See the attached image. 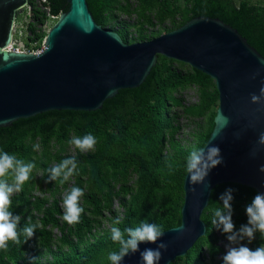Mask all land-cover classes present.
I'll list each match as a JSON object with an SVG mask.
<instances>
[{"label": "trees", "instance_id": "16d2710c", "mask_svg": "<svg viewBox=\"0 0 264 264\" xmlns=\"http://www.w3.org/2000/svg\"><path fill=\"white\" fill-rule=\"evenodd\" d=\"M86 1L95 21L116 30L128 43L149 40L195 16H209L236 28L264 56V4L260 1ZM28 5L30 21L25 29L29 35L20 39L25 50L34 51L42 48L47 33L40 25L51 18L55 22L68 9V2L28 0ZM16 22H20L19 14ZM186 88L195 89L196 102L184 104L181 92ZM217 106L218 90L210 76L159 54L139 86L120 89L100 109L49 110L0 127V150L36 165L23 189L11 196L9 211L20 216L21 243L9 241L6 249H0V264H109L108 254L119 247L111 239L113 226L123 231L148 222L164 231L178 225L186 160L209 137ZM181 117L202 120L185 143L177 139ZM88 133L96 138L93 149L80 151L68 143ZM67 158L76 160L74 174L63 184L59 179L48 182V169ZM72 187L83 190L79 206L84 211L79 222L69 225L63 219V200ZM228 188L235 190L231 203L236 230L247 223L245 209L257 192L233 182L214 186L201 215L207 225L205 233L169 264H223L219 240L226 235L212 219L213 210L222 207L220 195ZM115 201L121 213L114 209ZM29 223L36 225L35 233L24 242L22 229ZM261 245L264 239L257 232L250 249Z\"/></svg>", "mask_w": 264, "mask_h": 264}, {"label": "water", "instance_id": "95a60500", "mask_svg": "<svg viewBox=\"0 0 264 264\" xmlns=\"http://www.w3.org/2000/svg\"><path fill=\"white\" fill-rule=\"evenodd\" d=\"M66 1L68 9L48 29L42 49L32 52L9 49L17 12L28 0H0V127L49 110L100 109L120 89L139 86L159 54L207 74L218 90L214 125L202 147L217 146L222 163L202 185H191L185 173L180 223L157 241L168 244L159 264H169L205 233L201 215L214 186L233 182L264 193V173L259 171L264 146L257 144L264 132V104L250 101V94L259 95L264 86V56L217 17L195 16L149 40L128 43L95 21L86 0ZM221 115L228 118L223 128ZM254 148L255 157L250 155ZM156 246L142 243L140 251ZM122 264H140L139 252Z\"/></svg>", "mask_w": 264, "mask_h": 264}, {"label": "clouds", "instance_id": "9594fccd", "mask_svg": "<svg viewBox=\"0 0 264 264\" xmlns=\"http://www.w3.org/2000/svg\"><path fill=\"white\" fill-rule=\"evenodd\" d=\"M250 101L256 104H264V86L260 88L259 95L250 94ZM220 119L223 121L221 125L223 128L228 124V118L221 115ZM68 143L75 145L80 151H87L94 148L96 138L88 133L83 137H74ZM257 144L264 146V132L259 133ZM256 154L257 149L254 148L250 155L255 157ZM221 163L222 157L217 146L207 147L206 150L203 147L194 148L186 160V172L190 177V184H205L209 172ZM35 166L33 162H25L23 159H18L15 154L0 150V249H6L9 241L14 244L21 243V231L17 230L20 216L9 211L11 196L23 189ZM76 169L77 163L74 158L64 159L58 165L48 169V182L59 179L60 183L63 184L74 174ZM259 171L264 173V165L260 166ZM192 191H195V188ZM234 191L232 188L226 189L219 197V200L222 201V207L213 210L212 224L226 235L229 242L222 257L223 264H264V245L252 250L241 243L245 240L251 243L257 232L261 239H264V193H257L246 206L247 223L242 224L236 230L232 220L231 203ZM82 195L83 190L81 188L72 187L64 197L63 219L69 225L79 222L80 215L84 211L79 206V198ZM119 223V219L114 221L115 225ZM35 229L36 225L31 223L25 225L22 229V234L26 237L24 242L33 237ZM182 229L183 226L176 230L181 231ZM162 236V229L155 223L142 222L139 226L128 227L123 231L119 227L113 226L111 239L119 247L118 250L110 252L107 259L110 264H122L126 256L139 252L140 264H159L163 252L168 249L167 243L162 241L157 243ZM142 243L156 244L157 246L156 248L147 247L140 251Z\"/></svg>", "mask_w": 264, "mask_h": 264}, {"label": "rangeland", "instance_id": "374dc122", "mask_svg": "<svg viewBox=\"0 0 264 264\" xmlns=\"http://www.w3.org/2000/svg\"><path fill=\"white\" fill-rule=\"evenodd\" d=\"M36 3H40L42 0H34ZM255 1H260L264 4V0H255ZM17 14L20 15V22H16L14 25V33L18 32V39H13V42L9 45L10 49L14 50H20V51H25L26 45L25 43L20 39V37H26L29 35V31H26V22L30 21V6L26 5L24 8L20 9ZM127 20V19H126ZM129 22H132V18L128 19ZM54 23V19H48L46 20L42 25H40L41 30L43 31H48V29L52 26ZM181 95L183 97V102L184 104H191L194 103L198 100L197 93L194 88H186L181 92ZM202 121L201 119H195V120H189L184 117L179 118V122L181 125V129L179 134L177 135V139L181 140L182 142H186V140L190 139L189 133L195 128L196 122ZM70 150L73 151V147L71 145ZM114 209L121 213L122 209L119 207L118 202L115 201L114 203ZM105 215H109L108 212L105 213ZM104 225L108 226V221L104 220ZM56 233L59 234V232L56 230ZM227 238H220L219 244L223 248V255L226 252V246L228 245ZM241 243L247 245L250 248V243H248L247 240L242 241ZM221 255V257H223ZM43 260L45 259V256L42 258Z\"/></svg>", "mask_w": 264, "mask_h": 264}, {"label": "built area", "instance_id": "2783aa9c", "mask_svg": "<svg viewBox=\"0 0 264 264\" xmlns=\"http://www.w3.org/2000/svg\"><path fill=\"white\" fill-rule=\"evenodd\" d=\"M10 49V48H9ZM42 49V48H41ZM41 49H37V50H34V51H32V52H38V51H40ZM12 50H14V49H12ZM25 51H27V50H25Z\"/></svg>", "mask_w": 264, "mask_h": 264}]
</instances>
